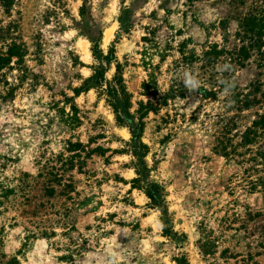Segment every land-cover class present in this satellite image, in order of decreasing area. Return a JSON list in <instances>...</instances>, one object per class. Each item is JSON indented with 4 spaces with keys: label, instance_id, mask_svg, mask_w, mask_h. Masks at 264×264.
Here are the masks:
<instances>
[{
    "label": "rangeland",
    "instance_id": "1",
    "mask_svg": "<svg viewBox=\"0 0 264 264\" xmlns=\"http://www.w3.org/2000/svg\"><path fill=\"white\" fill-rule=\"evenodd\" d=\"M250 12L264 13V0H0V55L12 43L25 52L0 72V178L27 182L0 214L2 264H264V191L251 187L245 149L232 152L264 112V59L203 56L213 43L234 48L236 18ZM117 64L130 114L156 107L143 118L141 160L170 236L133 183L129 120L85 87L98 67L110 81ZM150 77L155 96L142 88ZM180 86L184 96L170 94ZM246 95L256 101L245 106Z\"/></svg>",
    "mask_w": 264,
    "mask_h": 264
},
{
    "label": "trees",
    "instance_id": "2",
    "mask_svg": "<svg viewBox=\"0 0 264 264\" xmlns=\"http://www.w3.org/2000/svg\"><path fill=\"white\" fill-rule=\"evenodd\" d=\"M237 20V29L234 33V38L238 41V44L234 46L231 50H227L225 46H219L216 43L208 46L207 50L204 51L203 56L207 62L216 59L222 55L227 54L229 59L235 61L239 66H243L245 61H247L252 53L258 54L261 59H264V13L261 12H250L243 16H238ZM223 25V23H222ZM223 42H227L228 34L224 33L222 36ZM112 54V53H111ZM105 56L104 59L109 60L112 58V55ZM25 57L24 49L21 45L12 43L8 46L7 51L0 55V72L5 67H11V63L20 68L23 65ZM85 87H96L100 88L102 94L105 96L106 101L109 106L113 109V112L116 116L117 121L123 122L124 120H129V129L132 134L131 146L134 149V155L137 157V161L141 167L137 168L138 177L133 180V183L136 187L143 188L145 194L149 199L150 205L153 208H156L160 211V222L162 224L163 234L170 236L172 234L171 221L167 214V208L165 205L164 198L161 194V189L156 183H150L147 181V168L143 165L141 158L146 152V146L140 142V136L143 132L144 122L143 118L147 112L152 108L154 111L156 107L151 103L147 102L144 105L142 102L139 104V108L136 111L138 117H134L130 114L131 108V95L127 91V88L124 84V79L122 73L120 72V65L117 64L116 72L110 81L104 80V70L100 67L94 70L92 76L86 79ZM255 87H259L255 85ZM142 88L144 94H151L153 96L157 95V86L153 78H149L146 82L143 83ZM221 88L218 85V90ZM186 87L172 88L170 94L173 96H184ZM258 90V88H255ZM204 98H214L216 97V90H208L205 87L198 86L194 90ZM235 98L238 99L241 96L239 92H235ZM169 94H165L159 98L162 105L167 102ZM248 95L245 96L244 105L248 106L255 102V98L248 100ZM238 137V142L233 144L232 152L236 151V147H242L245 149V152L248 154L247 160L250 161V170L255 172L254 180H251V187L261 188L264 191V112L257 113L255 118L251 121L250 125L244 129L243 132L236 134ZM223 149H226L227 142H223ZM230 140L228 145L230 144ZM72 150H78L81 146L80 143H74L69 145ZM225 151V150H224ZM230 152V151H229ZM224 152V153H229ZM228 155V154H227ZM25 176V175H24ZM27 177V176H25ZM56 178V174H55ZM18 183L13 186L6 177L0 178V214L2 211L7 209L5 203H7L12 196L16 195L17 192L23 190L27 185L25 178L17 179ZM48 194L53 195L54 189L48 188L46 191ZM4 205V206H3ZM46 234L42 232L41 235ZM46 235H44L45 237ZM4 256V255H3ZM0 254V257H3ZM69 255L64 256L63 258H69ZM177 264H188L184 259H177ZM17 259L11 258L5 264H16ZM0 264L2 261L0 259Z\"/></svg>",
    "mask_w": 264,
    "mask_h": 264
},
{
    "label": "bare ground",
    "instance_id": "3",
    "mask_svg": "<svg viewBox=\"0 0 264 264\" xmlns=\"http://www.w3.org/2000/svg\"><path fill=\"white\" fill-rule=\"evenodd\" d=\"M109 35H110V32L108 31V32H106V38H108L109 37Z\"/></svg>",
    "mask_w": 264,
    "mask_h": 264
},
{
    "label": "clouds",
    "instance_id": "4",
    "mask_svg": "<svg viewBox=\"0 0 264 264\" xmlns=\"http://www.w3.org/2000/svg\"><path fill=\"white\" fill-rule=\"evenodd\" d=\"M87 75V73H85Z\"/></svg>",
    "mask_w": 264,
    "mask_h": 264
}]
</instances>
